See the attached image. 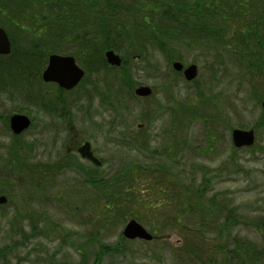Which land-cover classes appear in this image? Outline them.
<instances>
[{
  "label": "rangeland",
  "instance_id": "1",
  "mask_svg": "<svg viewBox=\"0 0 264 264\" xmlns=\"http://www.w3.org/2000/svg\"><path fill=\"white\" fill-rule=\"evenodd\" d=\"M97 1L104 14L107 5L121 10L111 21L108 39L118 38L115 25L127 27L128 37L118 32L132 55L126 64L130 85L119 81L124 71L119 70L118 80L104 70L89 74L77 52L85 75L75 88L59 91L42 82L48 53L68 55L76 47L73 39H53L59 30L51 20L59 11L52 2L45 8L31 6L38 14L32 26L42 28L31 40L40 48L36 56L43 57L38 56L35 77L25 82L22 75L10 76L0 84V196L6 197L0 204V264H93L96 256L98 264H201L198 257L235 264L237 258L228 253L231 235L264 245V225L259 224L264 221V26L251 28L249 17L235 13L240 0H209L216 5V26L209 14L203 22L195 20L202 15L199 6L184 27H215L221 36L193 39L182 32L167 36L172 47L164 51L159 41L148 42L142 32L138 37L130 29L162 0ZM192 1L202 0H184L183 10H195ZM84 13L92 27L79 25L71 38L93 29L95 12ZM0 26L9 38L16 37L19 48L27 47L22 38L32 26L20 23L26 33L8 23ZM114 52L122 60L120 68L124 53ZM174 61L195 64L196 77L185 80L173 70ZM109 82L122 90L102 95ZM138 85L149 86L152 94L130 97L128 89ZM13 113L31 121L16 139L8 126ZM234 128L252 129L254 143L235 148ZM82 141L90 143L101 165L80 158L73 146ZM84 169L102 181L98 188L86 180ZM181 192L183 202L185 193L193 194L186 203H197L198 209L183 213L185 203L177 199ZM130 219L153 239H125L122 229ZM196 220H204L197 233L191 223ZM188 228L193 232L186 237L201 247L196 255L184 243Z\"/></svg>",
  "mask_w": 264,
  "mask_h": 264
},
{
  "label": "trees",
  "instance_id": "2",
  "mask_svg": "<svg viewBox=\"0 0 264 264\" xmlns=\"http://www.w3.org/2000/svg\"><path fill=\"white\" fill-rule=\"evenodd\" d=\"M16 1L18 2V5L21 3L19 9H17L18 7L14 6L15 4H17ZM183 1L184 0H174V1L162 0L161 2L154 1L155 2V4L153 5L154 10L152 11L150 10L149 15L142 17L143 22L135 23L134 21L133 27L130 28L131 31L132 32L136 31V33L138 34V37H141L140 33L142 32L144 40L146 36V40L148 42H151V40H154V39L156 41H159V44H160L159 47L162 48V50L164 51H166V49L170 50L172 47V45H170V43L166 41L167 36L177 37L178 35L182 34V32H186L188 33V35L192 36L193 39H205V38L212 36V34L220 35V31L216 30L217 28L215 27L212 29H209L207 26L203 27V26L196 25L193 23H192L193 25L192 30H188L186 29V27H184L185 25H188L187 22L189 21L188 20L189 17L193 19L198 15L196 14V11H198L197 7L199 6L202 12L201 13L202 15L197 16L195 20H199L203 22L206 16L209 14L211 18V22L213 23L212 25L216 26V23H217L216 16L218 15L214 13L213 8L216 7L214 3H211L209 5V0L208 1L205 0L206 2L204 0L200 2L192 1L191 6L196 7V9L187 11V10H183V7L185 6V4H187V2L184 4ZM249 1L251 2V0H240L238 2V7H237L238 9L235 11V13L240 15L241 17H245V18L249 17L251 19V22L253 23V25H251L252 26L251 28L253 27L255 28L261 25L264 26V4L260 5L259 3H256L252 5V3H249ZM51 2L53 4L52 6L58 7V11H59V13H57L56 16H53L51 20L52 21L51 25L55 26L56 30H59L58 32L56 31L54 33L55 36L54 38L53 37L52 38L54 40H59V41L62 39H66V40L73 39L70 41H75L76 47L74 51L70 52L69 54L75 56L77 55L75 54V52H77L78 60L80 61V64L84 67L86 72H88L89 74L90 73L98 74V72H100L101 70H104L105 75L109 73L115 74V76L113 75L114 77L113 80L115 79L118 80L119 70L124 71L123 77L120 78L119 81L123 80L125 86L130 85L131 81L127 77V74L129 73H128V70L126 69V64L128 63L129 55L130 56L132 55L129 51L130 49L128 45L126 43H123L120 40L123 35H121L118 32L119 29H122V32L125 35V37H128L126 35L127 27L124 26L122 23L115 25L114 27H116V30H113V29L112 30L113 32H116V35L118 38L113 39L110 37V39H108V37L110 36L111 21L117 15V13L121 11L120 8L114 5H111V6L107 5L106 7H109V8H106V12L104 14L103 10L100 8L103 6L99 5L100 2L97 0L93 1V3H91L92 2L91 0H87V1L77 0V3L76 2L72 3L71 0H0V25L4 23H8L10 26L16 27V29L19 26V29L22 31V33H26L24 29L21 28L20 23L25 22L27 23V25L32 26L38 21L37 12L35 13L34 11H32L33 10L32 7L34 6V4L36 3L40 4L41 7L45 8L49 6ZM24 4H27V5H24ZM98 7L99 9H97ZM86 9H88V11L90 12H95V15L97 17L96 22L93 25V29L89 30L90 32L89 34L85 30V33H83L82 35L75 34L73 35V38H71L69 35L75 32L79 25H84V27H86L89 24V26L92 27V23L86 20L87 15L86 13H84ZM253 9L254 10L258 9L257 10L258 12L251 11ZM28 10H31V11H28ZM101 10L103 14H101L100 12ZM27 11L29 13H27ZM157 13H158V16H156ZM22 14L30 15L26 17L28 18L27 20L28 22L24 20L23 21L20 20V17L22 16ZM160 16H162V18L164 19H161V18L158 19ZM76 19H79V23L75 21ZM222 19H224V17H222ZM44 21H50V19H48V17H43V22ZM33 27L34 26H32L31 29L29 30L28 32L29 35L27 34L28 35L27 38H25L24 36L22 38L23 43L25 45L28 44L27 47L24 45L25 46L24 48H19L17 45V42L15 41L16 37L15 36H11L12 38L10 37V41H11L10 53L5 56L0 55V84L1 83L5 84V82L7 83V80H8L7 77L16 76V75H22L24 78L23 81L27 82L31 78L35 77L34 74L37 72V69L38 70L40 69L37 63L40 64L41 63L40 60L42 61L43 59H40L38 57V56L41 57V55L39 54L36 56V51L37 50L40 51V48H38L37 44L31 42V40H33V38L36 37L38 30L42 28H40V26L38 27L35 26L34 28ZM46 31L48 33L49 31H51V29H46ZM103 37L104 39H101ZM100 40L102 43H100ZM213 40L216 41L215 38H213ZM107 49H112V50H116V51H120L121 53H124L123 54L124 60L122 62V65H123L122 67L118 68L115 66H109L106 63L102 53ZM51 53H52V50H51ZM3 58H5L6 60L2 61ZM128 79L130 82L127 81ZM106 86H107V89L105 90V92L102 93V95L104 93H105L104 95H107V94H109L110 96L116 95L122 90L121 89L119 91V87L115 88L114 84H112L111 82H109L108 85L106 84ZM58 90L61 91V89L59 88ZM132 91H133V87L131 86L127 92L129 93L130 97L134 96L132 94L133 93ZM119 98L120 97L118 96L117 100H120ZM13 137L16 139L18 136L13 135ZM13 146L14 145H12L11 148H13ZM15 159L22 160V157L20 155L15 154ZM163 168L164 170H168L167 167L165 166ZM83 171L85 172L86 176L89 175V178L87 177L86 180L93 187L98 188L99 182L101 180L97 182L96 179H93L94 177L96 178V176L93 177V175H90V172L86 171L85 169ZM118 174H121V173H118ZM189 190L190 188H187L185 191L190 192ZM198 190L199 189H197L196 191ZM192 191L194 190H191V192ZM177 194H178L177 196L178 201L180 203H185V205L182 206L181 211L183 210V213L194 212L193 210L197 207L198 204L196 203L197 205L196 204L191 205L190 203H188L189 204L188 205L186 203V200L192 198L194 193L192 195H187L188 193H185L184 202L182 201V192L177 193ZM232 211H234L233 208L229 212H232ZM203 221L204 220H196L194 222H191L194 224L196 233L199 230V227L203 225L202 223ZM259 224L264 225V221ZM191 232L193 231L190 230V228H188V230L185 231L184 243H188L192 245V246H187L186 248L191 249L190 252L193 251L192 253L195 254L194 250L196 249L198 244H195L194 238L190 239L186 237V235L190 234ZM263 240H264V235H263ZM230 241L232 245H231V248H229L230 250L228 251V253L231 255V257L237 258V261L235 264H260L261 258L264 255V245L261 246V245H258L257 242L255 241H251L249 239H244V238H238L237 236L234 237L232 235L230 237ZM198 247L201 248L200 245ZM237 256H240V257H237ZM99 258H100L99 256H96V259L94 260L93 264H98ZM198 258H199L198 262L201 264H214V260L211 261V258L206 259L204 257L205 260H203L202 257L201 258L198 257Z\"/></svg>",
  "mask_w": 264,
  "mask_h": 264
},
{
  "label": "water",
  "instance_id": "3",
  "mask_svg": "<svg viewBox=\"0 0 264 264\" xmlns=\"http://www.w3.org/2000/svg\"><path fill=\"white\" fill-rule=\"evenodd\" d=\"M10 52V41L3 28L0 27V55H7ZM106 62L115 67L121 64V58L113 50H106L104 52ZM173 70L182 72L185 80L191 81L197 75V67L195 64L183 66L179 61L172 63ZM84 76V70L76 63L71 55L51 54L48 56L47 65L41 73L43 82L56 83L58 87L65 90L72 89ZM152 89L146 85H139L134 89V94L139 97L149 96ZM264 107V101L261 102ZM10 131L18 135L24 132L30 125L29 118L24 114L14 113L9 117ZM231 141L234 147H249L255 141V134L252 129L234 128L231 130ZM78 153L82 158L90 160L95 165H100L101 162L93 155L90 144L85 141L79 148ZM6 202V197L0 196V204ZM122 236L128 240L141 239L144 241L152 240V234L147 231L135 219H130L126 222L122 229Z\"/></svg>",
  "mask_w": 264,
  "mask_h": 264
},
{
  "label": "flooded vegetation",
  "instance_id": "4",
  "mask_svg": "<svg viewBox=\"0 0 264 264\" xmlns=\"http://www.w3.org/2000/svg\"><path fill=\"white\" fill-rule=\"evenodd\" d=\"M49 55H51V51L48 53V56ZM2 56V55H1ZM48 56H47V60H48ZM73 57H74V59L76 60V58H75V56L74 55H72ZM41 59H42V57H40ZM84 72H85V70H84ZM45 83H49V84H53V83H51V82H45ZM53 85H56V84H53ZM57 86V85H56ZM76 87V86H75ZM75 87H73V88H75ZM72 88V89H73ZM60 89V88H59ZM62 91H69V90H71V89H69V90H65V89H61ZM54 112V109H53V107H51V113H53ZM61 115H63V114H61ZM85 141H82L79 145H77V146H73V148H74V150L78 153V148L84 143ZM71 149V148H70ZM90 149H91V147H90ZM92 151V150H91ZM78 155L80 156V154L78 153ZM94 155V154H93ZM95 156V155H94ZM96 157V156H95ZM80 158H82L81 156H80ZM82 159H85V158H82ZM85 160H87V159H85ZM87 161H89V160H87Z\"/></svg>",
  "mask_w": 264,
  "mask_h": 264
}]
</instances>
